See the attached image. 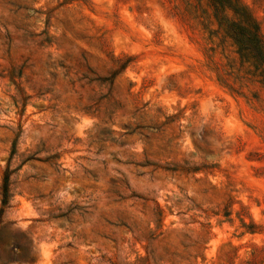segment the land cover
<instances>
[{
  "label": "rangeland",
  "instance_id": "1",
  "mask_svg": "<svg viewBox=\"0 0 264 264\" xmlns=\"http://www.w3.org/2000/svg\"><path fill=\"white\" fill-rule=\"evenodd\" d=\"M5 169L0 264H264V66L210 0H0Z\"/></svg>",
  "mask_w": 264,
  "mask_h": 264
},
{
  "label": "trees",
  "instance_id": "2",
  "mask_svg": "<svg viewBox=\"0 0 264 264\" xmlns=\"http://www.w3.org/2000/svg\"><path fill=\"white\" fill-rule=\"evenodd\" d=\"M214 16L224 25L238 48L242 52L252 53L257 61L264 66V37L259 33V27L249 12L239 3V0H210ZM229 9L237 16L230 20L226 14ZM8 169L3 172L1 183L0 214L8 200Z\"/></svg>",
  "mask_w": 264,
  "mask_h": 264
}]
</instances>
